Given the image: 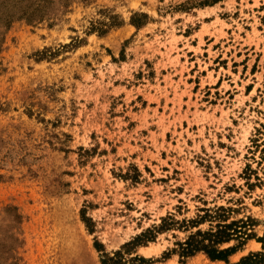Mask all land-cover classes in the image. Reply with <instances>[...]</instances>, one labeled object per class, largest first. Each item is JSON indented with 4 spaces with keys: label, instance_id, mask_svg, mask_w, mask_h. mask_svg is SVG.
<instances>
[{
    "label": "rangeland",
    "instance_id": "obj_1",
    "mask_svg": "<svg viewBox=\"0 0 264 264\" xmlns=\"http://www.w3.org/2000/svg\"><path fill=\"white\" fill-rule=\"evenodd\" d=\"M38 2L0 0V264H102L168 217L131 256L264 252V0H47L24 18ZM216 207L250 217L243 249L174 253Z\"/></svg>",
    "mask_w": 264,
    "mask_h": 264
},
{
    "label": "trees",
    "instance_id": "obj_2",
    "mask_svg": "<svg viewBox=\"0 0 264 264\" xmlns=\"http://www.w3.org/2000/svg\"><path fill=\"white\" fill-rule=\"evenodd\" d=\"M47 0H39L33 11H23V17L29 19H42L47 10L45 3ZM230 208L216 207L203 210V214L198 215L196 219L184 220L185 227L198 226L206 221L211 226L207 230L198 229L192 232L184 242H178L177 249L173 252L178 253L181 258H189L199 252L205 253L211 260H222L229 263V257L237 251L243 249L248 240H250V217L247 220L240 219L229 221ZM178 223L174 218H166L162 220L160 226L148 229L144 233L136 236L132 241L125 243L119 250L113 254H103L102 264H152L153 259L145 258L135 254L137 247L144 246L150 241H154L156 234L163 230L176 227ZM213 223H215L213 225ZM189 224V225H188ZM183 225V226H184ZM235 241V244L224 247ZM98 251H102V245L96 244ZM237 264H264V252L249 253L241 258Z\"/></svg>",
    "mask_w": 264,
    "mask_h": 264
}]
</instances>
